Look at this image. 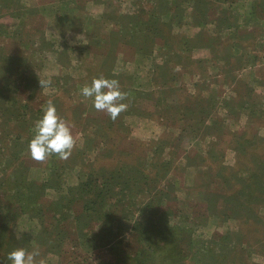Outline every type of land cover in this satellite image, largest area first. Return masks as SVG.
<instances>
[{
	"label": "rangeland",
	"instance_id": "rangeland-1",
	"mask_svg": "<svg viewBox=\"0 0 264 264\" xmlns=\"http://www.w3.org/2000/svg\"><path fill=\"white\" fill-rule=\"evenodd\" d=\"M100 77L127 93L114 120L80 94ZM49 101L75 146L36 161ZM91 173L109 174L111 195L129 185L106 199L108 254L79 230ZM31 182L41 217L16 205ZM0 209V264L17 248L44 264H135L142 228L162 223L183 233L177 264H264V0H0Z\"/></svg>",
	"mask_w": 264,
	"mask_h": 264
},
{
	"label": "trees",
	"instance_id": "trees-1",
	"mask_svg": "<svg viewBox=\"0 0 264 264\" xmlns=\"http://www.w3.org/2000/svg\"><path fill=\"white\" fill-rule=\"evenodd\" d=\"M216 104L217 103L210 102L208 104V107L212 108V107L216 106ZM181 111L183 113L182 114L183 117H185V111H183V110H181ZM190 111H191L190 109H187V112H190ZM110 183H111V179H110L109 174H106L104 176H98V175L93 176L92 173L87 176L86 181L81 183L78 192L81 193L80 195L82 196V200L91 202V204H89V203L85 204V206L83 207V210H82L83 215L84 214L87 215V216L85 215L84 222L79 226V230L82 231V236L90 235V238H92L91 237L92 234H95L97 232H101V230H103V232H105L107 234V236L110 235L111 224L114 221V216L112 214L110 216H108L107 212L105 211V207L109 208L108 206H105L106 205V199L107 198L111 199L113 197L114 201L120 202L121 200L119 199V196H120L119 194L120 193L123 194L122 191L129 188V185L126 182H124V186L121 187V189L119 188L120 193L115 194V195H111V192H109V190H108V189H111ZM120 185L121 184H119V186ZM99 188H101V189L99 190ZM114 188H115V186H114ZM43 189H44V185H39V184L34 183V182L26 183L25 184V190L22 191L17 197L16 205L18 206L19 212L27 211L28 210L27 208H29L30 206H32V207L36 206L33 208V211L36 212L35 213L36 215H38V216L40 215V217L43 216L44 214H46L47 212H49V211H43V210L38 208V205H39L38 201L40 199H42L44 196V194H42ZM76 192H77V190H76ZM93 196H95L97 198L100 197L101 199L98 202L93 203L91 200V198ZM97 203H98V207H95V205ZM55 204L59 205L58 203H55ZM51 205L52 204L50 202V204H47L46 206L50 207ZM59 209H60V213L58 215H60V218H61V219L60 218L59 219L60 220L63 219L66 221L69 218L68 215L72 212L71 209L66 210V211L60 207H59ZM91 212H94L97 215V218H91L90 217ZM2 213L3 212L0 209V214H2ZM162 214H163V212H162ZM83 215L75 217V220L82 218ZM164 215L165 216L170 215V211L168 209H166L164 212ZM96 221H101V223L105 222V224L102 225L101 227H99V224H98V226L95 225ZM3 223H7V220L3 219ZM56 225L54 224L53 227L56 229H60V232L63 234L67 233L66 229L64 227L63 228H61V226L56 227ZM162 225L163 226H161L160 228L154 229V230H149L151 226L146 227L144 225V227L142 228L143 229L142 235L144 237H145V235L146 236L148 235L147 236L148 239H147V242L145 244L142 243V240L140 241L141 244L144 245V247L142 248V245L140 246V248L137 250L136 254L132 257V262H134L135 264H177V262H178L177 261V255H178L177 253L179 251V248L177 245L179 244L180 240L182 239L183 233L181 231H179L177 227H172V226L169 227L166 223L165 224L162 223ZM94 226L98 227V228H96L95 231H94ZM158 232H160L158 234V236H160L162 238V241L164 242L163 248L160 245V241L157 243H153V239L155 237V234H157ZM93 237H94L92 239L93 243L96 246H98L100 249H102V251H104L108 254L109 251L106 250V248L111 243L100 244L101 241L103 239H105V237L103 238V236L100 235V233L99 234L97 233ZM79 246L80 245H73L72 247L74 249H76ZM189 246H190V244L187 243V249ZM156 256L158 258H156Z\"/></svg>",
	"mask_w": 264,
	"mask_h": 264
},
{
	"label": "clouds",
	"instance_id": "clouds-1",
	"mask_svg": "<svg viewBox=\"0 0 264 264\" xmlns=\"http://www.w3.org/2000/svg\"><path fill=\"white\" fill-rule=\"evenodd\" d=\"M80 94L84 98H90L96 110L107 112L113 120L127 109V104L123 103L127 93L120 90L116 79L93 78L90 84H85L80 89ZM74 146L75 139L69 124L58 115L55 105L49 101L34 123L28 143L29 156L36 161H44L54 154L67 159ZM39 256L38 249L29 252L25 248H17L8 253L7 259L11 264H44L42 259L37 260Z\"/></svg>",
	"mask_w": 264,
	"mask_h": 264
}]
</instances>
